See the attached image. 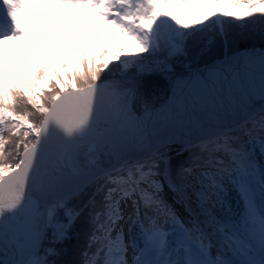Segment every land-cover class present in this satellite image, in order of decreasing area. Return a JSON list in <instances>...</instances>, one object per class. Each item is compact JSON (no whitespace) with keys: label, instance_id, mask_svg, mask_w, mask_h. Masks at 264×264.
I'll return each instance as SVG.
<instances>
[{"label":"snow or ice","instance_id":"snow-or-ice-1","mask_svg":"<svg viewBox=\"0 0 264 264\" xmlns=\"http://www.w3.org/2000/svg\"><path fill=\"white\" fill-rule=\"evenodd\" d=\"M69 9L110 43L92 54L73 25L80 50L57 62L70 46L30 17L44 13L51 36L52 17L81 15ZM257 24L264 0H0V264H57L81 219L80 264H264V51L186 65L159 111H136L135 86L190 45ZM33 48L47 66L17 67ZM173 144L187 154L175 167Z\"/></svg>","mask_w":264,"mask_h":264},{"label":"trees","instance_id":"trees-1","mask_svg":"<svg viewBox=\"0 0 264 264\" xmlns=\"http://www.w3.org/2000/svg\"><path fill=\"white\" fill-rule=\"evenodd\" d=\"M258 49L264 51V25H249L247 28H231L228 30L227 42L217 37L215 41L206 48H188L187 57H179L173 71H182L186 65L192 68L207 66L217 60L229 57L232 54L246 52L248 50ZM188 68V67H187ZM28 107L30 111H34L23 101L20 103L17 111H22ZM39 114L36 113L32 119H38ZM180 145H171L172 163L176 165L183 162L185 156H177L176 152ZM88 227L83 219L76 222L69 232V238L62 243L56 245L59 255L54 257L57 264H80L81 253L85 250L87 242ZM47 246V242L45 243Z\"/></svg>","mask_w":264,"mask_h":264},{"label":"rangeland","instance_id":"rangeland-1","mask_svg":"<svg viewBox=\"0 0 264 264\" xmlns=\"http://www.w3.org/2000/svg\"><path fill=\"white\" fill-rule=\"evenodd\" d=\"M27 11L30 12V13H36L37 12V8H36V6H34V7L30 8V9H28ZM68 11H77V12H80L81 15L77 16V17H68L67 14H65V16L63 18V22H61V23H56V17H52L51 18L52 23L50 25H47V26H50V27H52L54 29V32H53V34L51 36H49L48 32L46 31L45 14L44 13L33 15V16L30 17V20L36 24V27H35L36 33L42 39H50L54 45H63V44H60V43H56V44L54 43L55 40L58 37L57 33L60 34V32L62 30L63 31L64 30H68V33L72 34V26L73 25L75 26V31H76V34H77V36L79 38V41L82 42V43H88L90 45V51L92 52V54H97L100 51V49L103 47L104 43H110V41L105 40V38H104V36L102 34L103 26L102 25H98L94 21V19L92 20V23L87 25L88 34H87V36H85V32H84L85 24H84V21L86 19L90 18V15L87 13V11L85 9H69ZM21 15H25V13H21ZM60 25H64L65 27L63 29H60L59 28ZM80 33H83V34H80ZM92 35H96L98 37V39L97 40H92L91 39ZM101 37H103V40H101L99 42V39ZM5 47H7V46H5ZM13 47L17 48V49H22L23 48V42H16L13 45ZM71 48H72V54L73 55H72L71 59L68 60L69 62H71L73 56L77 55L79 50H80L78 46L77 47L71 46ZM27 51L30 52L31 55L27 57V61H25L23 58H19L16 61L17 67H23L25 65V63H29V64L32 63L33 62V56L35 57V63H45V65H46V61H42L40 53H39V51L37 49H34V48L33 49H27ZM240 53H243V52H240ZM53 54H54V56L56 55L55 53H53ZM61 55L57 57V62H59V60L61 59ZM141 55L148 56L147 53H143ZM178 58L179 57L172 58L169 61V63L171 64L173 70H177V69H174V67H175V65L178 62ZM225 58H227V57H225ZM154 59L155 58H150V65H151V61L154 60ZM151 66L154 67V65H151ZM202 67H204V66H202ZM202 67H197L196 69H200ZM192 69L194 70L195 68H192ZM183 70H189V68L186 67ZM158 72L161 73V72H165V71L153 70L150 73L146 72L144 74L151 75V74L158 73ZM168 195H171V194L169 193ZM168 199L171 201V197L170 196H168ZM231 200H232L233 208L234 209H239L240 208V202H239L238 198L236 197L235 192L231 193ZM180 212L182 213V209H180Z\"/></svg>","mask_w":264,"mask_h":264},{"label":"water","instance_id":"water-1","mask_svg":"<svg viewBox=\"0 0 264 264\" xmlns=\"http://www.w3.org/2000/svg\"><path fill=\"white\" fill-rule=\"evenodd\" d=\"M240 53L231 55L229 57H234L239 55ZM227 57V58H229ZM224 59L217 60L205 67L200 68L199 70H203L208 66L217 64L218 62L224 61ZM192 71H195L197 69H191ZM189 73V70H183V71H171V72H158L151 75L143 74L136 78L135 80V86L138 91L137 100L138 102H147L146 105L149 104V101L151 103V109L153 108V105H158L163 109L167 104L171 103V97L174 92V84L175 82L181 78L187 76ZM169 95V96H168ZM159 104H158V103ZM140 107V106H139ZM150 108V104L148 105ZM136 107V111H137ZM158 108L157 111L161 110ZM139 113V112H138ZM166 131V130H165ZM165 133V132H164ZM173 145H179V144H173Z\"/></svg>","mask_w":264,"mask_h":264},{"label":"bare ground","instance_id":"bare-ground-1","mask_svg":"<svg viewBox=\"0 0 264 264\" xmlns=\"http://www.w3.org/2000/svg\"><path fill=\"white\" fill-rule=\"evenodd\" d=\"M65 26L64 25H60L59 26V28L60 29H63ZM80 34H83V33H80ZM77 35V34H76ZM72 34H69L68 33V30H62L61 32H60V34L58 35V37H57V39L55 40V44L56 43H60V44H63V45H68V46H70L71 44H72ZM78 37V36H77ZM101 40H103V37H101L100 39H99V42L101 41ZM72 48H71V46L69 47V50L67 51V52H63L62 53V55H61V59H66V60H69V59H71V57H72ZM169 96V95H168ZM145 103H147L146 101L145 102H138V103H136V107H138L137 108V112H142V110H143V105H145ZM158 103V102H157ZM149 104H150V108H151V103H150V101H149ZM148 104V105H149ZM159 104V103H158ZM140 106V107H139ZM154 107L153 108H155V110L157 109L158 110V108L159 109H161V107L160 106H158L157 104L156 105H153ZM165 132V133H164ZM161 134L162 135H164V134H167V131H165V130H161ZM168 196H170L171 197V195H168ZM169 202H171L170 200H169ZM177 207V210L178 211H180V209L178 208L179 206H176Z\"/></svg>","mask_w":264,"mask_h":264}]
</instances>
